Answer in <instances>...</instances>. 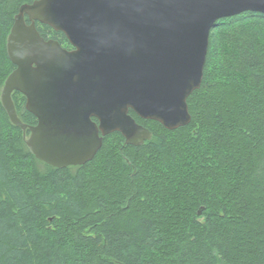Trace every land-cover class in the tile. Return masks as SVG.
Returning a JSON list of instances; mask_svg holds the SVG:
<instances>
[{
  "label": "trees",
  "instance_id": "trees-1",
  "mask_svg": "<svg viewBox=\"0 0 264 264\" xmlns=\"http://www.w3.org/2000/svg\"><path fill=\"white\" fill-rule=\"evenodd\" d=\"M35 1L0 0V97L16 70L8 37ZM36 28L72 50L63 33ZM12 99L37 126L26 97ZM187 103L189 125L170 131L130 111L150 140L113 133L92 161L60 169L30 152V131L0 100V264H264V14L214 24Z\"/></svg>",
  "mask_w": 264,
  "mask_h": 264
},
{
  "label": "water",
  "instance_id": "water-1",
  "mask_svg": "<svg viewBox=\"0 0 264 264\" xmlns=\"http://www.w3.org/2000/svg\"><path fill=\"white\" fill-rule=\"evenodd\" d=\"M264 0H37L23 5L7 40L16 66L0 100L26 144L55 168L85 165L104 137L142 145L151 132L130 115L173 131L190 124L188 98L201 88L214 24ZM26 18L30 21L27 24ZM63 33L73 50L43 39L36 23ZM20 92L38 124L19 119ZM93 119H96L95 122Z\"/></svg>",
  "mask_w": 264,
  "mask_h": 264
},
{
  "label": "flooded vegetation",
  "instance_id": "flooded-vegetation-1",
  "mask_svg": "<svg viewBox=\"0 0 264 264\" xmlns=\"http://www.w3.org/2000/svg\"><path fill=\"white\" fill-rule=\"evenodd\" d=\"M72 50H73V48H72ZM71 51V50H70Z\"/></svg>",
  "mask_w": 264,
  "mask_h": 264
}]
</instances>
